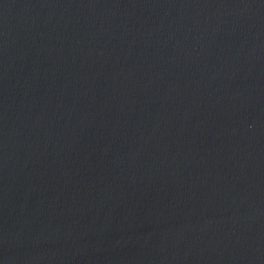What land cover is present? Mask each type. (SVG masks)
I'll return each instance as SVG.
<instances>
[{
  "label": "water",
  "instance_id": "1",
  "mask_svg": "<svg viewBox=\"0 0 264 264\" xmlns=\"http://www.w3.org/2000/svg\"><path fill=\"white\" fill-rule=\"evenodd\" d=\"M0 264H264V0H0Z\"/></svg>",
  "mask_w": 264,
  "mask_h": 264
}]
</instances>
